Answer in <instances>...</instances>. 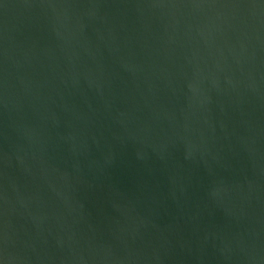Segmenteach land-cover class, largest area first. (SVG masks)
I'll return each mask as SVG.
<instances>
[{
    "label": "water",
    "instance_id": "water-1",
    "mask_svg": "<svg viewBox=\"0 0 264 264\" xmlns=\"http://www.w3.org/2000/svg\"><path fill=\"white\" fill-rule=\"evenodd\" d=\"M0 264H264V0H0Z\"/></svg>",
    "mask_w": 264,
    "mask_h": 264
}]
</instances>
